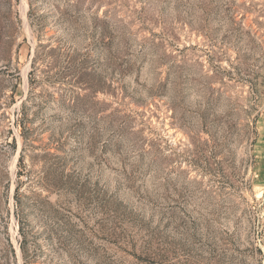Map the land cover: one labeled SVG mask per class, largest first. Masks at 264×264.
<instances>
[{
    "label": "rangeland",
    "instance_id": "obj_1",
    "mask_svg": "<svg viewBox=\"0 0 264 264\" xmlns=\"http://www.w3.org/2000/svg\"><path fill=\"white\" fill-rule=\"evenodd\" d=\"M0 264H264V0H0Z\"/></svg>",
    "mask_w": 264,
    "mask_h": 264
}]
</instances>
